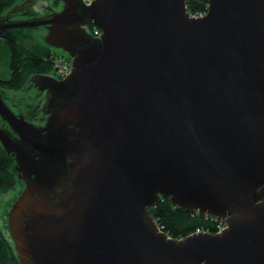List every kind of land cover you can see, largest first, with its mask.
I'll return each instance as SVG.
<instances>
[{
    "label": "water",
    "instance_id": "95a60500",
    "mask_svg": "<svg viewBox=\"0 0 264 264\" xmlns=\"http://www.w3.org/2000/svg\"><path fill=\"white\" fill-rule=\"evenodd\" d=\"M35 27L72 68L0 94L19 263L264 264V0H26L0 21ZM161 198L226 228L170 238Z\"/></svg>",
    "mask_w": 264,
    "mask_h": 264
},
{
    "label": "trees",
    "instance_id": "16d2710c",
    "mask_svg": "<svg viewBox=\"0 0 264 264\" xmlns=\"http://www.w3.org/2000/svg\"><path fill=\"white\" fill-rule=\"evenodd\" d=\"M19 0H0V21L6 18ZM191 16H202L207 12L208 0H185ZM37 28V27H36ZM36 28H9L0 32V66L5 65L6 75L0 72V89L20 91L33 75H48L55 71L60 59L54 50L35 43L30 32ZM93 30L94 27L90 26ZM21 183L17 177L12 157L0 144V193L12 190ZM158 227L170 238L184 239L197 232L215 234L223 221L198 212H187L173 207L168 198L149 209ZM0 264H20L11 241L0 229Z\"/></svg>",
    "mask_w": 264,
    "mask_h": 264
},
{
    "label": "rangeland",
    "instance_id": "374dc122",
    "mask_svg": "<svg viewBox=\"0 0 264 264\" xmlns=\"http://www.w3.org/2000/svg\"><path fill=\"white\" fill-rule=\"evenodd\" d=\"M26 0H19V2L17 3L16 6L21 5L22 3H24ZM9 13V12H8ZM36 28V27H35ZM47 31L46 28L44 27H37L35 30H33L32 32H30V34H36V33H41V32H45ZM88 32L89 33H93V30H91L90 28H88ZM67 61V60H65ZM57 69L55 68V71H53L52 73L48 74V76H50L51 78H55V80H61L57 75L56 72ZM0 72L4 75H6V69H5V65L3 64V66H0ZM33 87V82H29L28 86H25L23 88V90L20 91H11V92H29ZM1 91H9V90H4V89H0V94L5 97V95L1 92ZM24 190V185L22 183L17 184L12 190H9L7 192H3L0 193V229L3 232L4 236L11 241L9 233H8V214L12 208V206L14 205V203L16 202V200L19 198V196L21 195V193Z\"/></svg>",
    "mask_w": 264,
    "mask_h": 264
},
{
    "label": "built area",
    "instance_id": "2783aa9c",
    "mask_svg": "<svg viewBox=\"0 0 264 264\" xmlns=\"http://www.w3.org/2000/svg\"><path fill=\"white\" fill-rule=\"evenodd\" d=\"M81 1L83 2V4L88 6V5H91L92 1L94 0H81ZM100 34L101 32L98 29H95L92 33V36L94 38H99ZM55 68L57 69L55 73L60 79H65L67 77V74L69 75V73L71 72L70 70L71 64L70 62L65 61V59L58 60V63L55 65ZM225 228H226V224L224 222V224H220V226L218 227L217 233L223 231Z\"/></svg>",
    "mask_w": 264,
    "mask_h": 264
},
{
    "label": "flooded vegetation",
    "instance_id": "af4514ba",
    "mask_svg": "<svg viewBox=\"0 0 264 264\" xmlns=\"http://www.w3.org/2000/svg\"><path fill=\"white\" fill-rule=\"evenodd\" d=\"M23 184V183H22Z\"/></svg>",
    "mask_w": 264,
    "mask_h": 264
}]
</instances>
